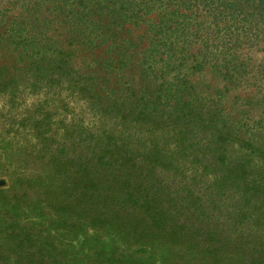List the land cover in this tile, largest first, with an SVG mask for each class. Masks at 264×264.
I'll use <instances>...</instances> for the list:
<instances>
[{
  "label": "trees",
  "instance_id": "trees-1",
  "mask_svg": "<svg viewBox=\"0 0 264 264\" xmlns=\"http://www.w3.org/2000/svg\"><path fill=\"white\" fill-rule=\"evenodd\" d=\"M31 6L0 22V158L18 164L0 188V264H264V136L241 137L195 87L209 63L237 73L264 0H49L67 46L102 48L117 88L74 69Z\"/></svg>",
  "mask_w": 264,
  "mask_h": 264
},
{
  "label": "rangeland",
  "instance_id": "rangeland-1",
  "mask_svg": "<svg viewBox=\"0 0 264 264\" xmlns=\"http://www.w3.org/2000/svg\"><path fill=\"white\" fill-rule=\"evenodd\" d=\"M40 4L39 19H32L34 22L38 23V21L43 22V18L49 16L48 26L50 28L51 33L53 34L54 40H58L63 52L69 54L73 62L74 69H81L85 72H95L94 76H99V83L97 88L103 87H116L117 88V70L112 74H104L103 69L112 70L109 64H107L104 59L106 56L103 54V49L99 48L91 53H88L86 50H83L82 47L75 46H67V37L61 35L65 30L58 24V20H54L52 14H54L50 9L46 8V4L49 0H0V22H7L8 19H19L23 16L24 9H30L33 3ZM31 14V11H30ZM141 18H136L134 23L139 24L141 26L150 24L149 16H144V12L139 15ZM150 17H153L150 16ZM258 28V35L254 38L248 40L245 36L241 35L239 37V57L236 60L237 63V73L228 76H220L216 70H212L211 65L209 63L206 69L199 75L200 81L195 86L196 89L201 88V93L209 98H213L214 106H218V104H222L223 106V114L232 111H235V118L233 119L236 122H239L237 126H243L242 131H239L240 136H243V130L249 128V130H260L259 136H264V22ZM263 25V26H262ZM1 30V29H0ZM133 33V37L135 39H139L141 42H145L144 29L139 27L138 29H131ZM141 38V39H140ZM192 50L189 51L188 56L191 64H195L197 62V47L191 45ZM12 50V47L10 48ZM67 49V50H66ZM11 51L9 49L6 50V53L9 54ZM70 52V53H68ZM1 55V54H0ZM193 64V65H194ZM92 68L91 70H89ZM99 69V71H98ZM89 70V71H87ZM9 71H13V69H9ZM199 71V70H195ZM107 77H111L109 82L106 83L105 78L102 75ZM9 76V74H8ZM234 77V78H232ZM202 78V79H201ZM127 78H124V80ZM105 81V82H104ZM228 84L227 90H224V84ZM219 94H218V90ZM127 92L125 88H123V95L126 97L125 99H132V94ZM221 96V97H217ZM1 97V96H0ZM221 100V101H219ZM81 103H84L81 101ZM20 115V112L19 114ZM244 120L245 122H242ZM232 148H236V144L231 145ZM259 167L257 172L255 173L258 176L259 180L264 181V158L257 157ZM0 188H9L12 183V177L10 176V169L13 170L18 164L14 163L10 160L9 155H4L1 153L0 158ZM32 166H38L37 164H31ZM11 189V193L14 194H22L25 190L24 187L18 188L13 186ZM28 196H35L34 193L28 192ZM7 219V217H3ZM10 222V220L8 219ZM14 256L12 254L9 255V263L13 262Z\"/></svg>",
  "mask_w": 264,
  "mask_h": 264
}]
</instances>
